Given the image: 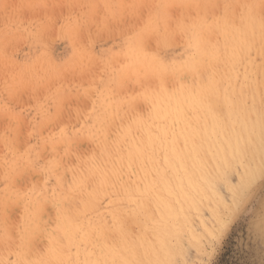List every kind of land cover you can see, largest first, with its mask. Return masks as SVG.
I'll return each mask as SVG.
<instances>
[{"label":"rangeland","instance_id":"rangeland-1","mask_svg":"<svg viewBox=\"0 0 264 264\" xmlns=\"http://www.w3.org/2000/svg\"><path fill=\"white\" fill-rule=\"evenodd\" d=\"M3 1H4V3H2ZM116 1L117 0H0V25H1L0 26V60H1L0 69L3 67L2 68L3 70H0V103H1L0 104V114L3 115V113H5L4 115H6L9 118L6 120L7 117L3 116L5 122H7V126L9 128L5 127L6 123L4 122L3 119H0V120H3V122L0 121V129L2 127V129L0 130V143H1V141H3V144H5V146L3 145L5 148H2V144H0V149H1L0 150V157L2 155L4 156L0 159V164L2 166V167L0 166V182H1L0 183V200L3 201V203H2V201H0V218L4 219L2 221V224H0V232H1L0 233V260H1L0 264H2V262H3V264H9V262H15L16 261V259H15L16 255L14 254V252H15L14 246H16L19 242L18 236L20 235V233L18 231L20 229L22 231L21 226H23V225H21V226H19V225L23 222L25 203L29 204L31 202L29 205H32L34 202L31 198L35 197V199L37 200V197H40L38 200V201H40L41 199L45 198L46 193H48V196L50 195L49 197L46 195V197L51 199L52 192H53L52 190L56 189V188H57V190L60 189V187H58L59 185L56 186L57 183H56V185L54 184V182L57 181V179H56V181H54L55 178L57 176H60V174L62 173V175L60 177H62V183H64L62 185H64L63 187H65V185H66L65 183L67 182L69 184L68 181H71L69 179L73 178V177H71L72 175H74L72 169H76L78 167V165H80L81 159H82V161L88 160V159H85L83 156H81V158L78 159V161H77V159L74 160L75 159L74 155H76L74 153H73L74 155L70 154V155H66V157H65L64 156L65 145L63 144L64 145V147H63V145H60V143H59V144H57L58 146L56 145V147H55L54 146V140L52 141L51 139H49L50 136H45V135H50L51 132H53V131L58 132L59 129H58L57 125H60L63 123H70V122H72V124H75V125L78 122L79 126L81 124H87L90 126L89 131H91L94 134H100V133L106 134L107 131L110 132V130H111L113 135L119 134L120 131H124L126 129L128 130L130 125L133 128L132 132H135V131L137 132L138 129H139L138 132L143 131V130H145V127H146V130L151 129V131L153 128H155V129H153V131H155V130L160 129L163 126L159 122V120L158 121L154 120V119L152 120L153 113H154L153 111H156L158 107L155 104H153L152 102H149V99L144 101L146 104L144 102L142 103L144 96H142V97L138 96V98L140 97V99L142 101L137 99L138 101H136V105H135L134 109H130L128 107L127 103H125L126 105H124V106L122 105L125 102L123 100H126L128 98V96L137 95L143 91V89L141 88L142 83H145V82L148 83L153 78V76H151V77L147 76V80H146L145 79L146 77H143V75L139 74V72H138V74H136V77H138V75H140V76L138 77L139 79H136V77H134L135 75H133V73H132V70L136 66L137 67L139 66V68H137V67L135 68L136 70L140 69L139 71H141V68L142 69L144 68L143 71L146 69L154 68L152 66L148 67L149 61L146 62V64L148 63V65L143 64L145 66L144 67L141 62L145 63L144 61H146V59H144L143 57H139V56L136 57L134 52H132L129 48V44H130V42H132V40H134V37H135L137 32H139L141 30H145L147 32H150L153 35V38H155V39L156 38L164 39L170 35L173 36V44H174V47H175L177 53L179 54V53L184 52V50L187 46V43H188V36L185 35L186 32H191L193 30L196 32L195 29H197V27H198V29H197L198 32H196V33H198L199 39L202 37L201 41H202V39H203V41H206V42L209 41L210 44L212 45V43H214L215 41H214V38L211 37V34H210V33H212L211 30L213 31V33H216L215 37L217 39L219 36L222 35V33H223L222 36H225V32H224L225 30H226V32L228 31V33H230L229 31L231 30L232 34L231 33L229 34V36H230L229 40L230 41L228 40L227 44H225L223 46H218L215 44H217L220 41L219 40L220 38L218 39L219 41L217 39H215L216 43H214V45L218 46V47H214V49L216 48L215 49L216 51L227 52L228 54H231V53L236 54V48L235 47H237V50H238L237 52L244 51V50L247 51L246 55H245V57L247 58L246 61L242 62L243 64L242 63H236L235 64L234 75H236L237 80L235 77L234 83L231 84V87H230L231 89H233V91H234V89H235V91L236 90L239 91L240 79H238V78L241 77V74L239 72L242 73L243 65L245 63L251 62L252 60H253L252 62H254V63L255 62L260 63V61H261L260 55L257 58L256 56H258V55H256V53H254V52L256 50H260V49H256L255 46L256 47L261 46V48H262V45L264 44V36H260L259 34H256V36L251 37L250 31L252 29H255V19H256V21L258 20L260 23H264V21H263L264 18H262V17H264V10H263L264 9L263 8L264 0H248V3L246 0H220V1L218 0L220 2V4L218 1H215V0H205V1L204 0H195V3H192V6H194V5L196 6V4H198V2L203 3L204 7H205V5H213V8L208 7L207 8L208 10L205 9L202 5V7H203L202 9L207 10V12L210 15L207 14L206 11L205 12L201 11L202 9L200 8L201 9L200 11H199V9H197V11L200 12V14L199 13L196 14L197 17L194 16L196 13V9L194 10V8H193V10L195 11V12L193 11L194 12L193 13L191 11L192 9H190V11L188 9L189 7L192 8V6H189V7L187 6L188 4H191L188 2H192V1L194 2V0H178V1L177 0H172V1L171 0H166V1L165 0H120V2H119V0L117 2ZM121 1H122V3L123 2H125V3L122 4ZM182 1L184 4L182 3ZM172 2H174V3L176 2L175 3L176 6H174L175 4L174 3L172 4ZM244 2H246L247 5ZM15 3H16V5H15ZM201 3H199V4H201ZM215 3H217V4H215ZM261 3H263V5H262L263 9H261V6H260ZM2 4H4V5H2ZM237 4H239V6H238L239 9L234 10L235 7L237 8ZM171 5H173V6H171ZM218 5H219V7H218ZM220 5H221V7H220ZM222 5L224 8L222 7ZM225 5H228V7L225 8ZM163 6H165V8ZM178 6L179 7L183 6L182 9L184 8V6L185 7L187 6L188 8L186 7L185 9H183V11L184 10L186 11V9H188L189 13H187L188 11H186V13H184L185 11L181 12L182 9L179 10L180 8ZM258 6H260V8H258ZM60 7H61V9H60ZM121 7H122V9H124V11L121 9ZM175 8H176V10H175ZM242 8H243V10H242ZM166 10H169V11H166ZM218 10H219V12H218ZM260 10H262L263 13H260ZM17 11H18V13H17ZM121 11H122V13H121ZM233 11L234 12L236 11L237 15L235 13L233 16V13H234ZM190 12H192V13H190ZM201 12H203L202 15H201ZM15 13H17V14H15ZM151 13H152V15H151ZM181 13L183 14L182 17L185 20L184 22H183V20H182V22L180 21L182 19ZM213 13H216V14H213ZM223 13H225L224 15H229V17L231 16V18H229L228 16H226L227 17L226 18L223 15ZM249 13L251 15H249ZM185 14H186V16L187 15L189 16V14H193L194 19L193 18L192 19L196 23L191 22L190 16L189 17L187 16V19H185ZM152 16H154L155 18L154 17L152 18ZM221 16H222V19H221ZM140 17H141V19H140ZM170 17H173L175 22L172 21L173 18H170ZM175 17L176 18L178 17V19H179V21L177 19L178 22L176 21ZM217 17H219V18H217ZM236 17H238V18H236ZM150 18H152V20H150V22L151 21L153 22L151 24H149V21H148ZM188 18H190V19H188ZM212 18L213 19L215 18L216 21L211 20ZM132 19H134V20H132ZM227 19H229V21ZM233 19H235V20H233ZM92 20H93V22H92ZM204 20H206V21L208 20L207 23H203V22L201 23L200 22V21H204ZM209 20H210V22L213 21V24L210 23ZM225 20L228 22H226ZM232 20L233 21L237 20V23L235 22V24H234V22ZM246 20H247V22H246ZM143 21H144V23H143ZM166 21H169V22L166 23ZM170 21L175 23V27H174V24L172 25V23ZM156 22H158L159 25H157ZM163 22H164V24H163ZM176 22H177V24H179L177 27H176ZM198 22H200L199 26H198V24H199ZM214 22H215V25H214ZM216 22H218V23H216ZM221 23H222V25H221ZM145 24H146V27H145ZM167 24L168 25L171 24V26H169V28L171 27L170 29H172V26L174 28H176V30L174 29V32H176V35H175V33L173 34V30H171L172 32L168 31V30L166 31V29L163 30L164 28H166ZM236 24H238L237 26H239V27H237ZM131 25H132V27H131ZM158 26L161 27L160 30L158 29ZM187 26H188V28H187ZM192 26H195L194 29L192 28ZM26 28H27V30H26ZM169 28L167 27V29H169ZM179 28H181V29L183 28L184 31L180 30ZM221 28H224V29H221ZM235 28H236V30H235ZM153 29L155 30V32ZM213 29L216 31H214ZM186 30H188V31H186ZM201 30H203L204 32L206 30V32H207L206 36L209 35L208 39L210 38L212 42L210 41V39L207 40V37L205 36L203 31L200 33ZM239 30H240V35H239ZM81 31H84V32H81ZM165 31H166V33H165ZM179 31L183 32L182 35ZM157 32H158L159 37L157 35ZM161 33H163L162 36H161ZM248 33H249V35H248ZM177 34L178 35L180 34L181 35V36L179 35L180 37H182V36L184 37V38L182 37V39L185 40V43H186L185 45H184V41H182V39ZM81 35H82V37H81ZM6 36H7V38H6ZM132 36H134V37L132 38ZM160 36H161V38H160ZM244 36H245L246 42L244 41ZM258 37H259V39H258ZM240 38H242V39H240ZM254 38H255V41H254ZM260 38L263 40L261 41ZM222 39H224V37H222L221 40ZM257 39L260 41L259 42L260 44L258 43ZM5 40H6V42H5ZM253 41L255 44L253 43ZM176 42H177V44H175ZM182 42H183V45H180V44H182ZM249 42L252 45V50H250L251 45L249 46V44H250ZM256 42H257V44H256ZM219 43L221 44V41ZM245 43H247V44L244 45ZM240 47L242 50L240 49ZM253 48H255L256 50L254 51ZM229 50H231L230 51L231 53L229 52ZM5 51H6V53H5ZM191 51L195 52L196 50L193 49ZM82 52L84 53L83 56H82ZM248 52L249 53L251 52L250 56H249ZM263 53H264V48H263ZM112 54H113V56H112ZM119 54H121V55H119ZM114 57H116L117 59L115 58V60H114L113 59ZM251 57H253V58L251 59ZM83 58H85V60H83ZM130 58H131V60H130ZM177 58L179 59V55L177 56ZM188 58H189L188 56L184 57L185 60H187ZM248 58H250V59H248ZM76 59H78L79 61ZM2 60H5V63ZM122 60H123V63H122ZM249 60H251V61H249ZM7 61H8V63H7ZM90 61H91V63H90ZM134 62H135V65H134ZM12 63H13V66H11ZM92 63H94V64H92ZM1 64H3V65H1ZM63 64H65V65H63ZM138 64H140V65H138ZM4 65H6L8 67V70H6L7 68ZM237 65H238V67H237ZM11 67L14 70L13 69L10 70ZM15 67H17V68L15 69ZM66 67H67V69H66ZM240 67H242V68L240 69ZM6 71L8 73L4 77V74L6 73ZM44 71H45V77H44ZM61 71L63 72V74L61 73ZM48 72L50 75L48 74ZM120 72L122 74L121 76H119ZM24 73H25V75H24ZM126 73H127L128 77H132L134 80L133 81L130 80L125 75ZM1 74L3 75L2 77H1ZM9 74H10V76H9ZM87 74H89V75H87ZM30 75H31V78H30ZM238 76H240V77H238ZM25 77L27 79L26 81H25ZM50 77L52 78V82L49 81L51 79ZM55 78L57 81L54 80ZM75 78H77V79H75ZM40 79H42V80H40ZM86 79H89V80L86 81ZM127 79H129V80L127 81ZM10 80H12V81H10ZM171 80H172V78L171 79L169 78V83H170L171 87H169L168 92H171L173 90V85H174L173 83L174 82H172ZM48 81H49V83L51 82L52 84H47L46 82H48ZM102 81L105 83H110L112 91L109 94L105 93L101 96V94L99 92V88L102 86L101 85ZM236 81H238V82H236ZM21 82L23 84L26 83V85L28 83L27 86H29L28 87L29 90L26 87H25L26 88L25 89L24 85ZM70 82H71V84H70ZM122 83H124L126 86L123 85ZM44 84H46L50 90L47 87H44ZM60 84L63 86H61ZM234 84H236V85L234 86ZM12 85H15L16 87H14ZM20 85L23 88V89L21 88L23 90L22 92L25 93L24 97H23L22 92L20 94V90H19L21 87ZM31 85H34L33 87H35V88H32V92H35L34 89H36V91L38 90L37 92H35V93H37V95H35L33 93L35 96H37V97L39 96L38 100L36 97H34V95L31 92V87H32ZM66 85H68V86L66 87ZM119 85H120V88H119ZM18 86H19V88H18ZM38 86H40V89H38L39 88ZM41 86L43 87V89ZM59 86H60V89H59ZM115 86H117V88H118V89L116 88V91H115ZM225 87H227V85H225V83H223V85L222 84L217 85V88L219 90H222ZM13 88H16V91H15V89L13 90ZM54 88H56V91H58V90L59 91L56 93ZM41 89H42V91H41ZM86 89H88L87 90L88 95L84 96L83 93L85 92ZM89 89L90 90L92 89L93 91L92 90L89 91ZM24 90L25 91L27 90L31 95H27L26 94L27 91L24 92ZM72 90L74 91V93L71 92ZM17 91H19V92H17ZM42 92H44V95L42 94ZM45 92L47 94H45ZM113 92H117V93H113ZM12 93L16 98L17 97H19V98L16 99L12 95ZM14 93H16V94H14ZM18 93L21 95L22 99H24L23 102L20 100V96ZM61 93H70L71 96L75 94V97L72 96L74 98H73V107H72L71 111L66 109L63 113H58V111H57L58 109L55 108L56 107L55 104L53 105L54 98H56L58 96V94H61ZM154 93H156V91ZM154 93H151V94L154 95ZM76 94L79 96L77 97ZM243 94H247V92L243 91ZM54 95H56V96H54ZM11 96H13L16 99V100H14L15 102L13 101V99H12L13 97H11ZM111 96H113V100H112ZM5 97L7 100H4ZM28 97H30V98H28ZM51 97H53V99ZM92 98H94V100ZM9 100H11V101H9ZM18 100H19V102H18ZM33 100H34V102H33ZM89 100H91L92 103H93V101H95V107H96L95 112H92L93 104L90 103V105H89ZM7 102H8V104H7ZM31 102H33V103H31ZM239 102L240 101L236 100L235 97H231L230 101H228V102L217 101V103L219 105V109H217V107L215 105L213 106V109H214V116L213 117H215V119H212V120H214L215 123L216 122L225 123L227 126L236 125V123H238L241 120L240 113L235 114L239 109V105L242 106L244 109L251 108L255 105V103L250 98H247L240 103ZM17 103H19L20 107H19V105H14ZM113 103H114V105H113ZM120 103L122 106L119 105ZM148 103L149 104L151 103L154 106V108L152 106H150L151 104L149 105ZM110 104H112L113 106ZM231 104H233V105H231ZM51 105H52V107H51ZM100 105L101 106L103 105V106L101 107ZM108 105H110L111 107L108 108ZM198 105L201 106L203 104L199 103ZM260 105L261 104H258V111H260ZM2 106H4V107H2ZM77 106L80 107L79 113H77L75 110ZM117 106L120 108L118 109ZM9 107H10V109H9ZM48 107H50V108H48ZM54 108L57 111V116L55 115V117H53L54 113L56 112L54 110ZM110 108L114 109L113 110V114H114L113 118L111 116L112 110ZM150 108H151V110H150ZM227 108H229V109L226 110ZM24 109H26V110H24ZM153 109H155V110H153ZM116 110L118 112H116ZM127 110L129 113H126V116L123 115L124 112H126ZM52 111H53V113H52ZM84 111H86V113H84ZM149 111L152 112V113L150 112L152 115V118L149 114ZM130 112H132V113L130 114ZM9 113L11 114L12 119L14 117L17 118V116H19V121L17 119V122H16V119H14L15 121L13 122V120H11V118H10V115L8 116ZM51 113H52V116H51ZM119 113H120V115H119ZM47 114L49 115L48 119H47L48 116H46V118H45V115H47ZM84 114H86L85 115L86 118H84V116H83ZM219 114H220V116H219ZM1 115H0V117H1ZM81 115L83 117V119H82L83 121L81 120V118H82ZM122 115L125 116L126 119L130 116V118H128L130 122L128 120L125 121V118ZM70 116H72V117H70ZM132 116H133V118H132ZM146 116L148 117V119H150L149 121H147L148 119L146 118ZM51 117L53 118L52 120L50 119ZM20 118L22 120H20ZM119 118L123 121V123ZM138 118H140V121ZM219 119H220V121H219ZM8 120H11V122ZM24 120H26V121H24ZM42 120H43V123H41V125H39V127L42 128L41 126H43L45 131H43V129H40V131H41V134H40L38 132V130H39L38 124ZM46 120L47 121L49 120V122L52 121V124L50 122L51 126ZM109 120H112L113 124H111L112 121L109 124ZM198 120H199V118H198ZM198 120H196V121H198ZM73 121L75 123H73ZM223 121H225V122H223ZM25 122H27V123L25 124ZM101 122L103 123V125L105 124L104 127H102ZM126 122H127V124H126ZM139 122H141V123H139ZM3 123H5V125ZM15 123H17V124L19 123V124L18 125L16 124L17 125L16 128L17 127L18 128H17V130L15 128L14 130H16V131L13 132V128L15 127V125H14ZM45 123L47 125V126L45 125L47 127L46 129H45L44 125H42ZM107 123L111 126V128H108L109 126ZM8 124L14 125V127L9 126ZM157 124L159 125V128H156ZM200 124H202V121L200 122ZM3 126H4V128H3ZM76 126L79 127L78 125H76ZM114 126H115V128H114ZM11 127H12V130L10 129ZM30 127H32V128H30ZM94 127H96V128H94ZM99 127L103 130H101ZM106 127L108 130L106 129ZM140 127H142V129ZM92 128H93V130H92ZM136 128H138V129L135 130ZM201 128L202 127H197V129H201ZM5 129L8 131L5 132L6 131ZM26 129H28V130L26 131ZM50 130H52V131H50ZM10 131L12 133H14L15 137L13 135L11 136ZM25 132H27L29 137ZM111 132L107 133V137L108 136L111 137ZM29 133H31V135ZM38 133L40 134V136L38 135ZM4 134H7V135H4ZM43 135H44V138L47 137L46 138L47 140H45L43 138ZM39 137H40V139L41 138L42 139L38 140ZM13 138H19V140L16 139V140H18V142H15L16 140L13 142V143H16L14 145H12L13 143H11V140ZM28 138H29V140H28L29 142L26 144L25 142H27ZM93 139L94 138H92V140ZM108 139H111V138H108ZM44 141L49 142L50 145L52 146V147H49L48 146L49 143L46 144L47 146L45 144L41 145L43 147L45 145L44 148L46 151L44 150V148H43L44 151H42L41 150L42 147L40 148V144H38V143H41ZM8 142H10V143H8ZM51 142L53 145L51 144ZM94 142L96 143L95 140L92 141V143H94ZM21 143L24 144L25 146L22 145ZM96 144L91 145V146L94 145L93 146L94 148H92L89 145V148H90L89 155L94 154ZM7 145L10 148H8ZM16 145H17L16 148L18 149V151H15ZM53 146L55 147L56 151L58 150V152L60 154H63V155H60V157L62 156L61 161H60V157H58L59 153H57L56 151H53L54 150V149H52ZM47 147L49 150L52 151V152L50 151L52 154L55 152L58 154V155L53 154V157L55 156L54 157L55 159H59V162L57 161L58 164L60 162H63L66 160V162H63V163L64 164L67 163V165L69 167L71 166L72 169L67 168L68 166L66 164L64 165L63 163H60V164H62V166L63 165L65 166V168L63 167V169L60 167V165L57 166L56 165L57 163L53 164L54 158H52V155H50V153L47 152V151H49L47 149ZM11 148L14 149V152H16V153H13V150ZM62 148H64V149H62ZM19 150H21V151H19ZM24 150H27V151L25 152ZM61 150L64 152H62ZM39 151H42L41 152L42 155L38 154ZM1 152H3V153H1ZM23 153H25L26 155ZM35 153H37V155ZM16 154L18 156H20V155L21 156L18 157ZM22 154H23V156H22ZM47 155L48 156L50 155L49 156L50 158H47L48 157ZM24 156H26V157H24ZM29 156H30V158H29ZM39 156H42L41 158H43V156H44V159H41L44 162V164H43V162H41ZM63 156H64L65 160H63ZM67 156H70V158L68 159ZM17 157L19 160L17 159ZM4 158H5V160H4ZM15 159H17V160H15ZM36 159H38L40 165L46 167V169H49V171L51 170L50 168H53L54 171L56 168V173L53 172V169H52V171H50L51 173L52 172L53 173L51 175V179L48 180L47 185L44 184V178H43L46 175V173L44 171H37V173H39L38 175H37V173L33 174V178L35 181V187H36L34 190H31L33 188L32 183H28L27 185H23V184L17 182V180H15V179H11V180H14V181H12L13 182V186H12V182H10L9 181L10 179H8V178H14L15 177L16 174L15 173H14L15 175L12 174L13 168L15 170L16 166L22 165V162H24V161L25 162L22 166H25L27 164V167L30 168L31 165L29 164V161L30 160H36ZM48 159L52 160L53 162H50ZM8 160H10V161H8ZM75 161H77V163ZM4 162L6 163V166H4V164H5ZM14 162H17V164L15 163L16 166L13 164ZM68 162H70V163H68ZM51 164L56 165V167L55 166H54L55 168L53 166L49 167ZM74 164L76 165L75 168H73ZM10 165L11 166L14 165L15 167L14 166L11 167ZM59 167L61 168L62 171H60ZM5 169L8 171V173H9V171H11L9 173V175L11 177H8L9 176L8 174H6V175L3 174V173L7 172ZM57 170H58V172H61V173L58 174ZM237 170L239 172L242 171V169L239 166H237ZM69 172H72V175H70L71 173L67 174ZM11 174L14 177H12ZM40 174L42 175V177H41L42 179L40 178ZM233 175L235 176V178H231L232 177V174H231L230 177L228 178V182L232 186L235 183L234 186L236 187L237 186L236 183L238 184V182H237L238 178L236 177V174H233ZM2 176L6 180L5 182L3 181L4 179H2L3 178ZM40 179H41V181H40ZM234 179L236 182L234 181ZM10 184H11L12 188H11V186H9ZM68 184H67V186H68ZM5 186L6 187L8 186V187L6 188ZM3 187L6 190V194H5V191L2 190ZM38 187H40V188H38ZM63 187L61 189H63ZM221 187H223V188H221ZM263 187H264V184L260 187V189H262ZM44 188H47V189L45 190ZM48 189H50L49 192H47ZM254 189L256 190L257 187L255 186ZM260 189L256 193L254 192L255 195H258L257 199L251 197V199H249L247 202L240 204V207H239V205L236 206V207H239L240 209L237 208V211L233 215L231 223L229 224L227 229L224 231L221 239L218 242H216L215 245L212 247H208L206 245V242L201 240V237L205 233V231H211V229H213L215 227V225L214 224L212 225V223H210V221H209V219H210L211 222L214 223V217L210 214L209 209L205 207L206 209L203 208L198 216L191 215V217L189 218V221L187 223V226L190 227V230L192 232V234H191L192 236L190 235V233H187L186 231H182V233H181V242L183 243L184 247L186 249H188L189 258L193 259V260H196V259L206 260V261H209V264H264V192L260 193L261 192ZM41 190L44 193H41L42 192ZM222 190L224 191L222 194L227 193L226 196L224 195L225 197L222 196V194H220L222 192ZM263 190H264V188H263ZM10 191H11V194H9ZM12 191L13 192L15 191L16 193L19 192V193H17L18 194L17 195L15 192L13 193ZM217 191H218V194L220 195L221 199L226 200L225 202L223 200L225 205H227L229 202L231 203V204L229 203V205L233 204V202L231 200L232 196L225 189L223 184L218 185ZM38 193L40 196L37 195ZM23 194H25L24 197L22 196ZM253 194H252V196H253ZM10 195H11V197H10ZM21 196H22V198H20ZM1 197H2V199H1ZM3 197H4V199H6L7 197L8 198L10 197L9 199H11L12 201L9 199H7L6 201L8 203V200H9V201H11V203L12 202L13 203L11 204L9 202L10 204L7 205L6 201L3 199ZM18 197L20 199H24V200L20 201ZM12 198H15L14 200H16V198H17L18 202L16 200V202H17L16 203ZM26 200L29 201V203ZM3 204H5V205H3ZM102 205H103L102 207L104 208L106 205V202H104ZM2 206H3V208H2ZM5 206H7V209H8L7 213H5ZM211 206H212V203L210 204V207ZM220 210L222 211L223 208L222 207L218 208L219 212H221ZM3 213H4V216L1 217L3 215ZM21 213H23V214H21ZM203 213H205V215L209 216V217H206ZM22 215H23V218L21 217ZM105 215H104V218H106L107 222L110 223L109 216L107 214H105ZM152 215L155 216V213H152ZM192 217L194 218V220L191 219ZM93 219H95V216H93ZM206 219H207V221H205ZM42 220H43V222L41 221L42 224L45 222L44 226L43 225L41 226L42 228L49 229L50 226L52 227L53 224H55V223H52V221L50 220L48 215H45L42 218ZM202 220L204 223L202 222ZM3 222H4V225H3ZM0 223H1V221H0ZM190 223H192L193 225H190ZM47 224H49L50 226ZM260 224H262L263 228L260 227ZM19 227H21V228H19ZM207 227H208V229L206 230ZM132 229L135 231H133ZM132 229L131 230H132L133 235L136 234V229L134 227ZM48 232L52 233L53 230L49 229ZM113 234H114L113 236H116L117 232L114 231ZM27 239H29V237ZM14 240H16V241L14 242ZM46 240H47V236H46V239L44 238L42 244H45ZM10 242L12 243V245H10L11 244ZM42 244L38 248H34V247L30 248L29 247L30 249H34V250L30 251V252H33V253H31V255L36 254V253L41 255L44 252L43 250L46 249V247H44V246L47 244V242L43 246H42ZM36 249H37V251H36ZM201 251L206 252V253H210V255L199 254ZM30 252H29V254H30ZM2 254L3 255L5 254L6 257L2 256ZM33 256H35V255L30 256V258ZM26 260H29V259H26ZM100 260H102V259H100ZM117 260H121V262H122L126 259H117Z\"/></svg>","mask_w":264,"mask_h":264},{"label":"bare ground","instance_id":"bare-ground-1","mask_svg":"<svg viewBox=\"0 0 264 264\" xmlns=\"http://www.w3.org/2000/svg\"><path fill=\"white\" fill-rule=\"evenodd\" d=\"M118 1V0H117ZM116 1V2H117ZM166 1V0H165ZM172 1V0H171ZM178 1V0H177ZM205 1V0H204ZM218 1V0H215ZM220 1V0H219ZM218 1V2H219ZM248 3V0H246ZM120 2V0H119ZM203 2V1H202ZM217 2V3H218ZM259 2V1H258ZM262 2V1H261ZM4 3V1L2 2ZM122 3V1H121ZM125 2H123L122 4H124ZM174 2H172L173 4ZM176 3V2H175ZM174 3V4H175ZM183 3V1H182ZM191 3V4H188ZM186 5L192 6V3L194 2H188ZM201 2H198V4H196V6H192L191 7H187L190 11V9H192L191 11L193 12L196 9V13L194 16H196V14H200V10L204 7L203 3L199 4ZM215 3V4H217ZM246 5L247 3L244 2ZM260 3V2H259ZM258 3V4H259ZM184 4V3H183ZM209 4V3H208ZM220 4V2H219ZM240 4V3H239ZM239 4H237V8L235 7L234 10L239 9ZM4 5V4H2ZM16 5V3H15ZM18 5V4H17ZM182 5V4H181ZM203 5V7H202ZM244 5V4H243ZM263 3H261V9L262 8ZM122 6V5H121ZM139 6V5H138ZM153 6V5H152ZM173 6V5H171ZM176 6V4L174 5ZM213 6V5H211ZM260 6H258V8H260ZM59 7V6H58ZM124 7V6H123ZM132 7V6H131ZM165 8V6H163ZM168 7V6H167ZM170 7V6H169ZM179 7V6H178ZM177 7V8H178ZM183 7V6H182ZM182 7L180 6L178 9L181 10ZM184 6L183 9L186 8ZM216 7V6H215ZM219 7V5H218ZM221 7V5H220ZM223 7V5H222ZM241 7V6H240ZM244 7V6H243ZM152 8V7H151ZM194 8V10H193ZM201 8V9H200ZM205 9H207L206 7H204ZM213 8V7H212ZM224 8V7H223ZM61 9V7H60ZM122 9V7H121ZM133 9V8H132ZM140 9V8H139ZM183 9L181 10V12H184ZM188 9H186V11H188ZM197 9H199V11H197ZM202 9L201 11L203 12H207V10ZM218 9V8H217ZM221 9V8H220ZM219 9V10H220ZM124 11V9H122ZM138 10V9H137ZM176 10V8H175ZM218 10V12H219ZM243 10V8H242ZM264 10V9H263ZM16 11V10H15ZM26 11V10H25ZM93 11V10H92ZM164 11V10H163ZM169 11V10H166ZM186 11L184 13H186ZM189 11L187 13H189ZM226 11V10H225ZM239 11V10H238ZM260 10V13H263V11ZM108 12V11H107ZM190 12V13H192ZM195 12V11H194ZM193 12V13H194ZM201 12V15L202 13ZM234 12V11H233ZM10 13V12H9ZM8 13V14H9ZM18 13V11H17ZM15 13V14H17ZM25 13V12H24ZM90 13V12H89ZM122 13V11H121ZM137 13V12H136ZM149 13V12H148ZM217 13V12H216ZM213 13V14H216ZM231 13V12H230ZM236 13V11L233 13ZM258 13V12H257ZM93 14V13H92ZM130 14V13H129ZM139 14V13H138ZM147 14V13H146ZM155 14V13H154ZM171 14V13H170ZM207 14H209L207 12ZM212 14V13H211ZM219 14V13H218ZM225 13H223L224 15ZM107 15V14H106ZM133 15V14H132ZM137 15V14H136ZM152 15V13H151ZM172 15V14H171ZM182 13H181V17H182ZM192 15V16H191ZM210 15V14H209ZM208 15V16H209ZM232 15V14H231ZM237 15V13H236ZM249 15H251L249 13ZM256 15V14H255ZM104 16V15H103ZM188 16V15H187ZM187 16L185 14V19H187ZM189 16L191 17V22H195L194 16L193 14H189ZM188 16V17H189ZM225 17L229 15H224ZM257 16V15H256ZM74 17V16H73ZM78 17V16H77ZM76 17V18H77ZM154 16H152L153 18ZM197 17V16H196ZM195 17V18H196ZM224 17V18H225ZM240 17V16H239ZM258 17V16H257ZM11 18V17H10ZM82 18V17H81ZM152 18H150L149 24L153 23L152 21L150 22V20H152ZM155 18V17H154ZM173 18V17H170ZM193 18V19H192ZM209 18V17H208ZM219 18V17H217ZM227 18V17H226ZM231 18V16L229 17ZM238 18V17H236ZM264 18V17H262ZM25 19V18H24ZM78 19V18H77ZM88 19V18H87ZM104 19V18H103ZM139 19V18H138ZM141 19V17H140ZM176 21L178 19V17L176 18ZM181 19V18H180ZM190 19V18H188ZM222 19V16H221ZM28 20V19H27ZM95 20V19H94ZM134 20V19H132ZM172 20V19H171ZM185 21L182 17V19L180 20L181 22ZM211 20H215L216 19L212 18ZM229 21V19H227ZM235 20V19H233ZM232 20V21H233ZM89 21V20H88ZM97 21V20H96ZM123 21V20H122ZM174 18H173V20ZM179 21V19H178ZM177 21V22H178ZM208 21V20H207ZM213 21L209 22L213 24ZM226 21V20H225ZM226 21V22H228ZM264 21V20H263ZM78 22V21H77ZM82 22V21H81ZM93 22V20H92ZM98 22V21H97ZM110 22V21H109ZM115 22V21H114ZM136 22V21H135ZM169 21H166V23ZM171 22V21H170ZM176 22V27L179 25ZM202 23V21H200ZM200 22H198V26L200 25ZM208 22V23H209ZM219 22V21H218ZM216 22V23H218ZM234 24L236 21H233ZM247 22V20H246ZM33 23V22H32ZM68 23V22H67ZM134 23V22H133ZM144 23V21H143ZM157 25H159L158 22H156ZM172 25L174 24L175 27V23L171 22ZM186 23V22H185ZM196 23V22H195ZM23 24V23H22ZM25 24V23H24ZM147 24V23H146ZM145 24V27H146ZM164 24V22H163ZM169 24V23H168ZM166 25V28H164L163 30L166 29V31H171L173 30V34L176 32H174V29L176 30V28H174L172 26V29L169 28L170 25ZM228 24V23H227ZM232 24V23H231ZM100 25V24H99ZM215 25V22H214ZM222 25V23H221ZM238 24H236L237 26ZM1 26V25H0ZM128 26V25H127ZM247 26V25H246ZM132 27V25H131ZM144 27V26H143ZM148 27V26H147ZM167 27L170 29H167ZM191 27V26H190ZM203 27V26H202ZM222 27V26H221ZM239 27V26H237ZM76 28V27H75ZM87 28V27H86ZM85 28V29H86ZM89 28V27H88ZM188 28V26H187ZM186 28V29H187ZM204 28V27H203ZM208 28V27H207ZM95 29V28H94ZM132 29V28H131ZM144 29V28H143ZM158 29L160 30L161 27L158 26ZM157 29V30H158ZM180 30H183V28H179ZM185 29V28H184ZM198 29V27H197ZM196 30V32H198ZM224 29V28H221ZM226 29V28H225ZM229 29V28H228ZM27 30V28H26ZM89 30V29H88ZM92 30V29H91ZM154 30V29H153ZM152 30V31H153ZM207 30V29H206ZM201 30L200 33L203 31L205 36L207 34V32ZM214 30V29H213ZM236 30V28H235ZM135 31V30H134ZM165 31V33H166ZM184 31V30H183ZM188 31V30H186ZM216 31V30H214ZM84 32V31H81ZM155 32V30H154ZM160 32V31H159ZM172 32V31H171ZM170 32V33H171ZM182 35V31H179ZM211 32L213 33V31L211 30ZM225 32V36H219L218 39L221 41V44L219 43L220 41L215 37L216 33H210L211 37L214 38V43H216L217 39L219 42V44H215L218 46H223L225 44H227L230 36L229 34L232 32L231 30L229 31L230 33H228V31ZM169 33V32H168ZM185 33V32H184ZM163 33H161L162 36ZM198 34V33H197ZM203 34V33H202ZM201 34V35H202ZM232 34V33H231ZM256 34H259L260 36H264V23H260L258 20L256 21L255 19V29H252L250 31V36H256ZM72 35V34H71ZM83 35V34H82ZM81 35V37H82ZM158 35V32H157ZM168 35V34H167ZM178 35V34H177ZM180 35V34H179ZM178 35V36H179ZM180 35V36H181ZM186 35V33H185ZM214 35V36H213ZM234 35V34H233ZM239 35H240V30H239ZM245 35V34H244ZM249 35V33H248ZM160 36V38H161ZM179 36V37H180ZM204 36V35H203ZM209 36V35H208ZM207 37V40L208 39ZM232 36V35H231ZM84 37V36H83ZM134 36H132L133 38ZM159 37V35H158ZM177 37V36H176ZM183 37V36H182ZM182 37H180L182 39ZM224 37V39L221 40V38ZM233 37V36H232ZM235 37V36H234ZM241 37V36H240ZM7 38V36H6ZM135 38V37H134ZM175 38V37H174ZM184 38V37H183ZM202 38V37H201ZM200 38V45H199V51H195V55L193 57H189L187 59L188 61V65L182 70L179 71L177 73H175L174 75L170 76V79L172 78V82H174V87L173 90L171 92L168 93H161L159 91H156V93H154V95H152L151 93L144 99L143 101L140 99V97L138 98V100L142 101V103L145 100L149 99V102H152L153 104H155L158 108L156 111H153V118L151 115V111H149V114L152 118V120H159V122L163 125L160 129L152 131L150 130H145L143 131H139L138 128H136L135 130L138 129V131L136 132H131V134H128L127 129L124 131H120L119 134H112L111 130V137H107V127H106V134H94L92 136V138H94L92 141H96V143H92V144H96L95 146V150H94V159H88L86 161H80V165H78V169L76 168V174H79V171L81 169L89 172L92 176V179H90L86 185L85 188H83L82 190L72 194V198L69 199L68 201H66L65 203V207L67 208V216H68V220H66L65 222H63L59 228H57L56 223L53 224V226L50 227L49 229H52L53 232L51 233V235L54 237L53 243L50 245L49 244V240L47 237V244L45 242L44 247H46L45 250H43L44 252L39 255L37 254H32L35 255L33 257L30 258L31 253L30 252L34 249H30L29 248V244H28V237L31 234L33 225L29 222H27L25 220V218H23V215L21 216L23 218V224L21 223L19 226L22 227V231L21 229L18 231L20 233L19 237V242L15 247V252L14 254L16 255L15 259L16 261H25L26 259L29 260H47L50 262V264H58V261L60 260H65V259H70L72 261H75L77 259L79 260H84V259H102V261H106L107 264H158V262H162L165 259H167L169 252L174 248L176 242H177V237H176V233L179 231L180 233H182V231H186L187 233H190V235L192 234L190 227L187 226V223L189 221V218L191 217V215H196L198 216L201 212V210L203 208H208L210 214L215 218V216L218 214V208H223V206L225 205V201L223 202V200L221 199L220 195L218 194L217 191V187L220 184H223L225 189L230 193V195L232 196L231 200L233 202V195L234 193H239L241 190V186L242 184L246 181L247 177L249 176L250 173H252L253 171L258 172L261 165H262V155H261V151H260V132H261V121H260V111H258V104H261V97L264 96V53H263V46L262 48L261 46L256 47V49H260V50H256L254 49V53H256L257 58L260 55L261 61L260 63H254L249 62V63H245L243 65V69H242V73L239 72L241 74V77L238 78L240 79V87H239V91L234 89H231V84L234 83V79L236 77V75H234V69H235V64L236 63H242L246 61V52L247 51H239L237 52V47L236 48V54H232L229 50V52L231 54H228L227 52H221V51H216L214 49V47H218L215 46L214 43H212V45L210 44L209 41H201ZM204 38V37H203ZM239 38V37H238ZM249 38V37H248ZM4 39V38H3ZM155 39V38H154ZM236 39V38H235ZM242 39V38H240ZM259 39V37H258ZM257 39V40H258ZM261 39V38H260ZM180 40V39H179ZM205 40V39H204ZM213 40V39H212ZM249 40V39H248ZM251 40V39H250ZM263 39H261L262 41ZM133 41V40H132ZM182 41H184V45L185 40L182 39ZM211 41V39H210ZM230 41V40H229ZM234 41V40H233ZM244 41L245 40V36H244ZM255 41V38H254ZM253 41V43H254ZM6 42V40H5ZM212 42V41H211ZM260 41L258 40V43ZM250 43V42H249ZM177 44V42L175 43ZM242 44V43H241ZM247 43H245L244 45H246ZM255 44V43H254ZM257 44V42H256ZM260 44V43H259ZM183 45V42L182 44ZM251 45V43L249 44V46ZM179 46V45H178ZM254 46V45H253ZM128 47V46H127ZM126 47V48H127ZM211 47V48H210ZM213 47V48H212ZM226 48V47H225ZM251 48V49H250ZM250 50H252V45L250 46ZM214 49V50H213ZM241 49V47H240ZM193 50V49H192ZM233 50V49H232ZM242 50V49H241ZM83 51V50H82ZM259 51V52H258ZM90 52V51H89ZM252 52V51H251ZM251 52L249 54H251ZM6 53V51H5ZM253 53V52H252ZM78 54V53H77ZM128 54V53H127ZM135 54V53H134ZM84 55V53L82 52V56ZM121 55V54H119ZM136 55V54H135ZM93 56V55H92ZM113 56V54H112ZM254 56V55H253ZM91 57V56H90ZM125 57V56H124ZM136 57H138L136 55ZM116 57H114L113 59L115 60ZM119 58V57H118ZM187 58V57H186ZM253 57H251L252 59ZM255 58V57H254ZM259 58V59H260ZM96 59V58H95ZM117 59V58H116ZM126 59V58H125ZM250 59V58H248ZM78 60V59H76ZM83 60H85V58H83ZM113 60V61H114ZM124 60V59H123ZM122 60V63H123ZM128 60V59H127ZM131 60V58H130ZM5 63V60H2ZM79 61V60H78ZM125 61V60H124ZM141 61V60H140ZM144 61V60H143ZM257 61V60H256ZM83 62V61H82ZM87 62V61H86ZM112 62V61H111ZM110 62V63H111ZM117 62V61H116ZM145 63L141 62L142 65H148V63L146 64L147 60L144 61ZM1 63V60H0ZM3 63V64H4ZM8 63V61H7ZM73 63V62H72ZM91 63V61H90ZM129 63V62H128ZM1 64V65H3ZM79 64V63H78ZM94 64V63H92ZM243 64V63H242ZM65 65V64H63ZM69 65V64H68ZM101 65V64H100ZM107 65V64H106ZM135 65V62H134ZM137 65V64H136ZM140 65V64H138ZM241 65V64H240ZM6 66V65H4ZM13 66V63L12 65ZM37 66V65H36ZM113 66V65H112ZM133 66V65H132ZM144 66V65H143ZM151 66L150 63L148 65V67ZM137 67V66H136ZM135 67V68H136ZM141 67V66H140ZM145 67V66H144ZM238 67V65H237ZM3 68V67H2ZM0 70H3V69ZM6 70H8V67L6 66ZM17 67H15L16 69ZM111 68V67H110ZM132 68V67H131ZM134 68V67H133ZM132 70L133 75H135L134 77H136V74H142L143 77H146L145 79L147 80V76L151 77L154 75L156 69L154 68H150V69H146L143 71V69L141 68V71L136 70V69ZM139 68V66L137 67ZM242 67H240L241 69ZM13 69L12 67L10 68V70ZM67 69V67H66ZM14 70V69H13ZM58 70V69H57ZM239 70V69H238ZM131 71V70H130ZM241 71V70H240ZM4 72V71H3ZM12 72V71H11ZM72 72V71H71ZM77 72V71H76ZM8 72L6 71L5 75ZM10 73V72H9ZM13 73V72H12ZM30 73V72H29ZM61 73L63 74V72L61 71ZM86 73V72H85ZM89 73V72H88ZM98 73V72H97ZM129 73V72H128ZM236 73V72H235ZM15 74V73H14ZM31 74V73H30ZM37 74V73H36ZM41 74V73H40ZM49 74V72H48ZM65 74V73H64ZM111 74V73H110ZM130 74V73H129ZM25 75V73H24ZM42 75V74H41ZM50 75V74H49ZM89 75V74H87ZM98 75V74H97ZM121 72L120 75L121 76ZM127 76V73L125 74ZM132 75V74H131ZM3 75L1 74V77ZM10 76V74H9ZM79 76V75H78ZM85 76V75H84ZM118 76V77H119ZM140 75H138L139 77ZM7 77V76H6ZM19 77V76H18ZM44 77H45V71H44ZM96 77V76H95ZM117 77V78H118ZM128 77V76H127ZM138 77H136V79H139ZM31 78V75H30ZM51 78V77H50ZM87 78V77H86ZM101 78V77H100ZM104 78V77H103ZM130 80H134L132 77H128ZM132 78V79H131ZM15 79V78H14ZM44 79V78H43ZM77 79V78H75ZM126 79V78H125ZM127 79V81L129 80ZM17 80V79H16ZM26 77H25V81H26ZM42 80V79H40ZM46 80V79H45ZM56 80V78L54 79ZM61 80V79H60ZM89 79H86V81H88ZM145 80V81H146ZM237 80V77H236ZM12 81V80H10ZM23 81V80H22ZM52 82V78L49 80ZM46 82L47 84H52L51 82L49 83ZM57 81V80H56ZM62 81V80H61ZM65 81V80H64ZM111 81V80H110ZM125 81V80H124ZM123 81V82H124ZM131 81V82H132ZM140 81V80H139ZM149 81V80H148ZM8 82V81H7ZM38 82V81H37ZM43 82V81H42ZM60 82V81H59ZM238 82V81H236ZM22 83V82H21ZM41 83V82H40ZM45 83V82H44ZM55 83V82H54ZM53 83V84H54ZM73 83V82H72ZM89 83V82H88ZM146 83V82H145ZM225 83V85H227V87L223 88L222 90H219L217 88V85ZM23 84V83H22ZM56 84V83H55ZM58 84V83H57ZM62 84V83H61ZM60 84V85H61ZM67 84V83H66ZM71 84V82H70ZM86 84V83H85ZM91 84V83H90ZM123 85H125L124 83H122ZM121 84V85H122ZM237 84V83H236ZM234 84V86L236 85ZM24 88L26 87L28 89L29 86L28 83L26 85V83L23 84ZM26 85V86H25ZM39 85V84H38ZM42 85V84H41ZM14 87H16L15 85H12ZM21 86V85H20ZM31 92H32V88L34 85H31ZM53 86V85H52ZM55 86V85H54ZM63 86V85H61ZM68 85H66L67 87ZM85 86V85H84ZM126 86V85H125ZM182 86V87H181ZM40 89V86H38ZM42 87V86H41ZM44 87H47L46 84H44ZM57 87V86H56ZM171 87V86H170ZM216 88L218 89L217 92V101H222V102H228L230 101L231 97H235L236 100H239L240 102H242L243 100L250 98L255 105L251 108H246L244 109L242 106L239 105V109L235 114H239L240 113V118L241 120L236 123V125H231V126H227L225 123H220V122H216L212 119H215L214 116V109L213 107H208V105L206 103H204L203 101V96L206 94V90L209 88ZM231 89H229V88ZM11 88V87H10ZM19 88V86H18ZM22 86L20 87V94L23 91ZM25 88V89H26ZM48 88V87H47ZM52 88V87H51ZM117 86H115V91H116ZM120 88V85H119ZM16 88H13V90ZM43 89V87H42ZM41 89V91H42ZM49 89V88H48ZM60 89V86H59ZM118 89V88H117ZM263 89V90H262ZM18 90V89H17ZM29 90V89H28ZM35 92L36 89H34ZM45 90V89H44ZM43 90V91H44ZM50 90V89H49ZM48 90V91H49ZM52 90V89H51ZM54 90L56 91V88H54ZM65 90V89H64ZM88 90V89H86ZM92 90V89H91ZM89 89V91H91ZM137 90V89H136ZM27 91V90H26ZM24 90V92H26ZM59 91V90H58ZM56 91V93L58 92ZM93 91V90H92ZM96 91V90H95ZM132 91V90H131ZM243 91H246L247 94H243ZM19 92V91H17ZM32 92V94L34 93L35 95H37V93ZM47 92V91H46ZM45 92V94H47ZM72 93H74V91H71ZM80 92V91H79ZM127 92V91H126ZM23 93V92H22ZM27 91V95H31L30 93ZM85 93V92H84ZM83 93V94H84ZM91 93V92H90ZM113 93H117V92H113ZM3 94V93H2ZM16 94V93H14ZM19 94V93H18ZM20 96V100L23 102L24 99H22L21 95ZM33 94V95H34ZM42 94L44 95V92H42ZM109 94V93H107ZM5 95V94H4ZM13 95V93H12ZM25 93H23V97H24ZM37 98V100L39 99L37 96H35ZM42 95V96H43ZM88 95V94H87ZM92 95V94H91ZM118 95V94H117ZM3 96V95H2ZM14 96V95H13ZM11 96V97H13ZM49 96V95H48ZM47 96V97H48ZM56 96V95H54ZM53 96V97H54ZM75 97V94L72 95ZM76 96L78 97L79 95L76 94ZM99 96V95H98ZM102 96V95H101ZM15 97V96H14ZM12 98L13 101L16 100L19 97H15ZM53 97H51L53 99ZM72 97V98H74ZM95 97V96H94ZM110 97V96H109ZM108 97V98H109ZM129 97V96H128ZM142 97V96H141ZM27 98V97H26ZM30 98V97H28ZM98 98V97H97ZM101 98V97H100ZM107 98V99H108ZM112 100H113V96H111ZM110 98V99H111ZM117 98V97H116ZM153 98V99H152ZM33 99V98H32ZM42 99V98H41ZM40 99V100H41ZM91 99V98H90ZM94 100V98H92ZM109 99V100H110ZM126 99V98H125ZM4 100H7L6 97ZM36 100V101H37ZM44 100V99H43ZM127 100V99H126ZM123 100V101H126ZM137 100V101H138ZM11 101V100H9ZM26 101V100H25ZM88 101V100H87ZM122 101V102H123ZM15 102V101H14ZM19 102V100H18ZM34 102V100H33ZM31 102V103H33ZM54 102V101H53ZM107 102V101H106ZM111 102V101H110ZM239 102V103H240ZM12 103V102H11ZM37 103V102H36ZM49 103V102H48ZM91 100H89V105H90ZM112 103V102H111ZM126 102H124L122 105H126ZM145 103V102H144ZM203 104V105H198V104ZM1 104V103H0ZM8 104V102H7ZM93 104V103H92ZM146 104V103H145ZM149 104V103H148ZM151 104V103H150ZM149 104V105H150ZM14 105H19V103L14 104ZM22 105V104H21ZM32 105V104H31ZM54 105V103H53ZM112 105V104H110ZM110 105H108V108L111 107ZM114 105V103H113ZM112 105V106H113ZM121 105V103L119 104ZM121 105V106H122ZM148 105V106H149ZM233 105V104H231ZM23 106V105H22ZM45 106V105H44ZM43 106V107H44ZM101 106V105H100ZM103 106V105H102ZM101 106V107H102ZM144 106V105H143ZM147 106V105H146ZM150 106H152L154 108V106L151 104ZM4 107V106H2ZM18 107V106H17ZM20 107V105H19ZM52 107V105H51ZM89 107V106H88ZM100 107V108H101ZM118 107V106H117ZM129 107V106H128ZM127 107V108H128ZM50 108V107H48ZM57 108V107H55ZM54 108V110H55ZM96 108V107H95ZM106 108V107H105ZM107 108V109H108ZM120 107H118L119 109ZM122 108V107H121ZM234 108V107H233ZM10 109V107H9ZM32 109V108H31ZM88 109V108H87ZM111 109V108H110ZM129 109V108H128ZM219 109V108H218ZM222 109V108H221ZM229 108H227L226 110H228ZM26 110V109H24ZM111 116L113 118L114 114H113V108L111 109ZM149 110V109H148ZM151 110V108H150ZM155 110V109H153ZM56 111V110H55ZM58 111V110H57ZM57 111L54 113L57 116ZM96 111V110H95ZM130 111V110H129ZM137 111V110H136ZM145 111V110H144ZM23 112V111H22ZM50 112V111H49ZM91 112V111H90ZM89 112V113H90ZM109 112V111H108ZM116 112H118L116 110ZM151 112V113H150ZM8 113V112H7ZM6 113V114H7ZM40 113V112H39ZM53 113V111H52ZM51 113V116H52ZM84 113H86V111H84ZM105 113V112H104ZM126 113H129L128 110L126 112H124L123 115L126 116ZM132 112H130L131 114ZM148 113V112H147ZM5 113H3V115H1L0 119L4 120L3 116ZM22 114V113H21ZM38 114V113H37ZM70 114V113H69ZM76 114V113H75ZM117 114V113H116ZM137 114V113H136ZM145 114V113H144ZM148 114V115H149ZM10 115L11 118V114L9 113L8 116ZM71 115V114H70ZM86 114H84V118ZM89 115V114H88ZM87 115V116H88ZM101 115V114H100ZM99 115V116H100ZM105 115V114H104ZM118 115V114H117ZM120 115V113H119ZM122 115V116H123ZM128 115V114H127ZM43 116V115H42ZM47 117V119L49 118V115H45V118ZM78 116V115H77ZM125 116H123L125 118ZM134 116V115H133ZM132 116V118H133ZM220 116V114H219ZM218 116V117H219ZM7 117V116H6ZM14 117V116H13ZM44 117V116H43ZM72 117V116H70ZM82 117V115H81ZM90 117V116H89ZM88 117V118H89ZM119 117V116H118ZM117 117V118H118ZM122 117V118H123ZM223 117V116H222ZM37 118V117H36ZM108 118V117H107ZM115 118V117H114ZM130 118V116L128 117ZM125 118V121L129 119ZM146 118L148 119V117L146 116ZM199 118V120H198ZM211 118V119H210ZM220 118V117H219ZM9 119L8 117L6 118V120ZM14 119H17L19 121V116L14 117L13 119L11 118V120H13V122L15 121ZM27 119V118H26ZM51 120L53 119L52 117L50 118ZM83 119V117L81 118V120ZM111 119V118H110ZM120 119V118H119ZM140 121V118H138ZM145 119V118H144ZM217 119V118H216ZM3 120H0L1 122H3ZM11 120H8L11 122ZM20 120H22L20 118ZM37 120V119H36ZM94 120V119H93ZM121 120V119H120ZM150 119H148L147 121H149ZM198 120V121H196ZM225 120V119H224ZM237 120V119H236ZM26 121V120H24ZM47 121V120H46ZM45 121V122H46ZM83 121V120H82ZM108 121V120H107ZM112 120H109V124ZM116 121V120H115ZM122 121V120H121ZM120 121V122H121ZM202 121V124H200V122ZM220 121V119H219ZM5 122V120H4ZM49 124L52 121L49 122V120L47 121ZM88 122V121H87ZM103 122V121H102ZM101 122V123H102ZM130 122V121H129ZM128 122V123H129ZM135 122V121H134ZM204 122V123H203ZM225 122V121H223ZM5 127L7 126V122ZM5 123H3L5 125ZM27 122H25L26 124ZM31 123V122H30ZM41 123H43V120L38 124V132L41 134L40 129H43V126H41L42 128L39 127V125H41ZM47 123V124H48ZM72 124V122H70ZM73 123H75L73 121ZM85 123V122H84ZM100 123V124H101ZM105 123V122H104ZM123 123V121H122ZM125 123V122H124ZM141 123V122H139ZM159 123V124H160ZM2 124V123H1ZM15 123V127L14 125H9V126H13V132L17 130L16 126L19 124ZM50 124V126H51ZM108 124V123H107ZM108 124V128H111V126ZM113 124V121L112 123ZM120 124V123H119ZM127 124V122H126ZM145 124V123H144ZM233 124V123H232ZM44 125L45 129L47 128L46 123L42 124ZM46 125V126H45ZM78 122H77V124ZM97 125V124H96ZM102 127H104L103 123L101 124ZM121 125V124H120ZM149 125V124H148ZM158 125V124H157ZM156 128H159V125ZM54 126V125H53ZM100 126V125H99ZM124 126V125H123ZM146 126V125H145ZM197 127H202L201 129H197ZM4 128V126H3ZM9 128V127H8ZM16 128V130H14ZM29 128V127H28ZM32 128V127H30ZM51 128V127H50ZM96 128V127H94ZM100 128V127H99ZM115 128V126H114ZM123 128V127H122ZM132 128V127H131ZM142 129V127H140ZM2 129V127H1ZM0 129V130H1ZM7 129V128H6ZM5 129V130H6ZM12 130V127L10 128ZM9 129V130H10ZM101 129V128H100ZM105 129V128H104ZM4 130V131H5ZM28 129H26L27 131ZM53 130V129H52ZM50 130V131H52ZM55 130V129H54ZM93 130V128H92ZM99 130V129H98ZM103 130V129H101ZM113 130V129H112ZM133 130V128H132ZM8 130H6L5 132H7ZM49 131V132H50ZM4 132V133H5ZM11 132V131H10ZM98 132V131H97ZM104 132V131H103ZM27 134V132H25ZM38 133V135L40 136V134ZM45 133V132H44ZM47 133V132H46ZM52 133V132H51ZM11 136H14V133H10ZM31 135V133H29ZM48 134V133H47ZM7 135V134H4ZM28 135V134H27ZM26 136V135H25ZM24 136V137H25ZM42 136V135H41ZM45 136H50V135H45ZM15 137V136H14ZM29 137V135H28ZM5 138V137H4ZM11 138V137H10ZM44 138V135H43ZM47 138V137H46ZM46 138H44L45 140H47ZM111 138V139H108ZM14 139V140H13ZM11 140V143H13L16 139L19 140V138H13ZM40 139V137L38 138V140ZM42 139V138H41ZM40 139V140H41ZM18 140H16L15 142H18ZM29 138L27 139V142H25L26 144L29 142L28 141ZM53 141V139H51ZM5 142V141H4ZM6 143V142H5ZM10 143V142H8ZM38 143V142H37ZM49 142H41L38 143L40 144V148L42 151L45 150V145L48 144ZM135 143L136 145L142 146L145 148V155H144V163L143 165H141L140 163H134L133 164V171L136 173V176H134L132 179H134L136 181V184H132L130 185L133 190H135V188L138 186L140 189H143L146 185L150 186L151 191L148 195V197L145 200V204L147 207H151V212L149 215H144L143 213H141L140 215L136 216V217H132L131 215H126L123 217L122 220H118L116 222H113V218L112 216L106 211V208L108 207H113L114 205H109L108 200L110 198V194L112 193L113 189L109 186V184L111 183V173L112 170L114 168H118L121 169L122 171L125 172V176L124 179L125 181L128 180V176H127V160H128V150L129 147ZM2 144V148H5V144H3V141H1ZM16 143H13L12 145H14ZM22 144V143H21ZM44 145L41 146V145ZM52 144V142H51ZM59 144L58 142L56 144H54V146L56 147V145ZM91 144V145H92ZM4 145V146H3ZM24 145V144H22ZM21 145V146H22ZM53 145V144H52ZM60 145H63L60 143ZM90 145V146H91ZM93 145V146H94ZM118 145V147H117ZM25 146V145H24ZM47 146V145H46ZM49 147H52L49 143L48 145ZM53 146L52 149L55 150V147ZM58 146V145H57ZM93 146H91L92 148H94ZM8 147V145H7ZM13 147V146H12ZM17 147V145L15 146V148ZM64 147V145H63ZM10 148V147H8ZM14 148V147H13ZM44 148V150H43ZM59 148V147H58ZM12 149V148H11ZM20 149V148H19ZM25 149V148H24ZM27 149V148H26ZM48 149V147H47ZM61 149V148H60ZM64 149V148H62ZM1 150V149H0ZM13 153L14 152V149ZM49 150V149H48ZM15 151H18V149L16 148ZM21 151V150H19ZM25 152L27 150H24ZM42 151H39L38 154L42 155ZM46 151V150H45ZM51 150L47 151L50 153V155L53 154H57L59 153L58 150L55 153H51ZM60 151V150H59ZM62 151V150H61ZM134 151V149H133ZM8 152V151H7ZM64 152V151H62ZM61 152V153H62ZM3 153V152H1ZM21 153V152H20ZM48 153V154H49ZM12 154V153H11ZM25 154V153H23ZM22 154V156H23ZM37 155V153H35ZM46 154V153H45ZM75 154V153H74ZM73 154V155H74ZM7 155V154H6ZM13 155V154H12ZM17 155V154H16ZM26 155V154H25ZM49 155V156H50ZM58 155V154H57ZM60 154L58 155V157H60ZM18 156V155H17ZM21 156V155H20ZM18 156V157H20ZM45 156V155H44ZM40 157L41 159H44ZM48 156V155H47ZM46 156V157H47ZM47 158H50V157ZM64 156L66 157V154L64 152ZM63 156V160L64 159ZM4 157L3 155L0 157V159ZM17 157V159H18ZM26 157V156H24ZM45 157V158H46ZM57 157V158H58ZM62 157V156H61ZM61 157H60V161H61ZM68 159L70 158V156H67ZM77 156L74 155V160H76ZM30 158V156H29ZM51 158V159H52ZM11 159V158H10ZM15 159V160H17ZM67 159V160H68ZM5 160V158H4ZM19 160V159H18ZM50 162H53L52 160L48 159ZM56 160V161H55ZM10 161V160H8ZM45 161V160H44ZM59 159H55L54 158V163L57 166L60 165V167L63 169V167L65 168V164L67 165V163H63L66 162H60L63 163L64 165L62 166V164H58ZM78 161V159H77ZM77 161H75L77 163ZM25 162V161H24ZM24 162H22V165L24 164ZM41 162H43L41 160ZM3 163V162H2ZM5 163V162H4ZM17 162H14L13 164L16 166ZM47 163V162H46ZM70 163V162H68ZM75 163V164H76ZM44 164V162H43ZM50 164V163H49ZM51 164L49 167L51 166H55ZM74 164L73 168L76 167V165ZM12 165V166H14ZM20 165V166H22ZM29 165V164H28ZM1 166V164H0ZM4 166H6V163L4 164ZM11 166V165H10ZM9 166V167H10ZM11 166V167H12ZM14 166V167H15ZM27 166V164L25 165ZM68 166V165H67ZM66 166V167H67ZM237 166H239L242 171H238L237 170ZM2 167V166H1ZM17 167L13 168V172L12 174L15 175L17 172ZM54 167V168H55ZM59 167L60 171L61 168ZM5 168V167H4ZM3 168V169H4ZM7 168V167H6ZM46 168V167H44ZM67 168H71L72 167L68 166ZM66 168V169H67ZM52 171L53 168H50ZM6 170V169H5ZM49 170V169H48ZM65 170V169H64ZM7 171V170H6ZM67 171V170H66ZM11 171H9L10 173ZM53 172L56 173V168L55 171L53 169ZM52 172V173H53ZM8 171L6 173L3 174H8ZM15 173V174H14ZM37 173V172H35ZM57 173L60 174L61 172ZM71 173V174H70ZM74 173V172H73ZM11 174V175H12ZM34 174V173H33ZM39 173H37L38 175ZM44 174V173H43ZM67 174L72 175V172H69ZM232 174L231 178H235V176L233 174H236L237 182L236 183V187H234L232 185H230V183L228 182V178L230 177V175ZM12 175V177H14ZM62 175V173L60 174V176ZM4 176V175H3ZM2 176V177H3ZM74 175H72L71 177H73ZM234 176V177H233ZM8 177H11L10 175ZM39 177V176H38ZM42 177V175L40 174V178ZM45 177V176H44ZM43 177V178H44ZM70 177V176H69ZM54 178V177H53ZM217 178H219L217 180ZM4 179V177L2 178ZM10 179L9 181L12 182L14 180V178H8ZM42 179V178H41ZM40 179V181H41ZM51 179V178H50ZM57 177L55 178L54 181H56ZM71 181H68L69 184L72 183L73 178L69 179ZM107 180V182H105ZM233 180V179H232ZM4 182L6 181L5 179L3 180ZM53 181V182H54ZM235 181V179H234ZM231 182V181H230ZM236 182V181H235ZM1 183V182H0ZM57 181L54 182V184L56 185ZM45 184V183H44ZM43 184V185H44ZM64 184V183H62ZM65 187H63V189H61L60 185L58 186V183L56 186L60 187L59 190L56 191L57 192H61L67 191V182L65 183ZM68 184V185H69ZM264 184V182H261L259 180L256 181V183L254 184V186L249 190V192L247 193V195L238 203L239 207L240 204H243L244 202H247L249 199H251V197L257 199L258 195H255V193L260 189V187ZM49 185V184H48ZM11 186V184L9 185ZM12 186H13V182H12ZM11 186V188H12ZM64 186V185H63ZM222 186V185H221ZM255 186L257 187V189L255 190ZM6 187V186H5ZM8 187V186H7ZM6 187V188H7ZM30 187V186H29ZM36 188V187H35ZM34 188V189H35ZM40 188V187H38ZM223 188V187H221ZM264 188V187H263ZM260 189V193L264 192V190ZM45 190L47 188H44ZM219 189V188H218ZM2 190L5 191L6 194V190L3 187ZM50 189H48L47 192H49ZM224 190V189H223ZM222 190V192L220 194H222L224 191ZM30 191V190H29ZM42 191V190H41ZM53 191V190H52ZM221 191V190H220ZM219 191V192H220ZM226 191V192H227ZM13 192V191H12ZM15 192V191H14ZM13 192V193H14ZM25 192V191H24ZM117 192L119 195H123V192L117 188ZM255 192V193H254ZM12 193V194H13ZM16 193V192H15ZM19 193V192H17ZM16 193V194H17ZM41 193H44L43 191ZM53 193V192H52ZM254 193V194H253ZM11 194V191L10 193ZM33 194V193H32ZM253 194V196H252ZM4 195V194H3ZM18 195V194H17ZM25 194H23L22 196L24 197ZM39 195V193L37 194ZM46 195L48 196V193H46ZM45 195V196H46ZM226 196L227 193L222 194V196ZM6 196V195H5ZM22 196L20 198H22ZM35 196V195H34ZM40 196V195H39ZM50 196V195H49ZM48 196V197H49ZM224 196V197H225ZM11 197V195H10ZM9 197V198H10ZM8 197L6 199H3L6 201L7 199H9ZM19 198V197H18ZM19 200L23 201L24 199H20ZM34 198V199H33ZM31 198L33 200V202H37L39 200L40 197H37V200L35 199V197ZM43 198V197H42ZM2 199V197H1ZM13 200L15 198H12ZM44 199V198H43ZM41 199V200H43ZM227 199V198H226ZM11 200V199H9ZM8 200V203L6 201V204H10L11 201ZM17 202L18 199L16 198ZM16 200H14L16 202ZM29 200V199H28ZM40 200V201H41ZM50 200V199H49ZM2 201V200H0ZM4 201V202H5ZM19 201V202H20ZM27 201V200H26ZM25 201V202H26ZM228 201V200H227ZM10 202V203H9ZM16 202V203H17ZM29 203V201H27ZM106 202L105 207H102V204ZM3 203V201H2ZM13 203V202H12ZM11 203V204H12ZM21 203V202H20ZM19 203V204H20ZM31 203V202H30ZM29 203V204H30ZM33 203V204H34ZM212 203V206L210 207V204ZM227 203V202H226ZM230 203V202H229ZM229 203L227 205H229ZM22 204V203H21ZM26 204V203H25ZM231 204V203H230ZM5 205V204H3ZM237 205V206H238ZM25 206V205H24ZM132 207H135V205H132ZM237 207V208H239ZM3 208V206H2ZM205 208V209H206ZM240 209V208H239ZM3 210V209H2ZM23 211V210H22ZM221 211V210H220ZM3 212V211H2ZM152 213H155V216L152 215ZM23 214V213H21ZM107 214L110 218V223H108V227L105 228V230L103 231V233H97L95 231H91L89 228V225L92 224H96L98 222V220L100 219V217H104V215ZM205 215V213H203ZM207 214V213H206ZM235 214V213H234ZM203 215V216H204ZM4 216V213L1 217ZM93 216H95V219H93ZM106 216V215H105ZM206 216V215H205ZM209 217V216H206ZM236 217V216H235ZM192 220H194V218H191ZM209 219V218H208ZM4 219L0 218V221L2 224V221ZM22 220V219H21ZM43 222V220H41ZM207 221V219L205 220ZM210 223H212V225L214 224L213 222H211V220L209 219ZM213 221V220H212ZM19 222V221H18ZM17 222V223H18ZM44 226V223L42 224ZM203 222V220H202ZM54 223V222H52ZM204 223V222H203ZM202 223V224H203ZM4 225V222H3ZM18 225V224H17ZM16 225V226H17ZM190 225H193L192 223H190ZM207 225V224H206ZM215 225V224H214ZM46 226V225H45ZM4 227V226H3ZM19 227V228H21ZM136 229V234L133 235L132 233V228ZM260 227L263 228L262 224H260ZM18 228V229H19ZM48 229V230H49ZM132 229V230H131ZM208 229V227L206 228V230ZM200 230V229H199ZM212 230V229H211ZM114 231L117 232L116 236H113ZM135 231V230H133ZM1 233V232H0ZM17 235V234H16ZM202 235V234H201ZM45 235V239H46ZM192 236V235H191ZM202 240V239H201ZM16 240H14L15 242ZM11 243V242H10ZM12 245V243L10 244ZM3 246V245H2ZM40 246V245H39ZM41 246V247H42ZM7 247V246H6ZM12 247V246H11ZM5 248V247H4ZM8 248V247H7ZM3 249V248H2ZM1 249V250H2ZM44 249V248H43ZM6 251V250H5ZM37 251V249H36ZM39 251V250H38ZM41 251V250H40ZM30 252V254H29ZM13 253V252H12ZM41 253V252H40ZM29 254V255H28ZM13 255V254H12ZM2 256L6 257L5 254ZM9 256V255H8ZM29 256V257H28ZM9 259V258H8ZM117 259H126L124 261L121 262V260H117ZM3 260V259H2ZM1 261V260H0ZM14 261V260H13ZM1 263V262H0ZM3 264V262H2Z\"/></svg>","mask_w":264,"mask_h":264},{"label":"snow or ice","instance_id":"snow-or-ice-1","mask_svg":"<svg viewBox=\"0 0 264 264\" xmlns=\"http://www.w3.org/2000/svg\"><path fill=\"white\" fill-rule=\"evenodd\" d=\"M205 7H213L211 5H205ZM228 5H225L227 8ZM207 23L206 20L202 21ZM182 27V26H181ZM195 26H192L194 29ZM188 36L187 46L182 53H177L174 44L173 36H168L164 39L156 38L154 40L153 35L150 32L141 30L136 33L135 38L129 44V48L137 56L143 57L152 67L156 69L153 78L148 83H142L141 88L143 91L137 95H132L127 98L125 101L130 109H134L138 96H144L145 98L151 92L159 91L161 93H167L169 91L170 76L175 73L182 71L187 65L188 61L184 59L185 56L193 57L195 55L192 49L199 51L200 39L198 34L193 30L191 32H186ZM179 55V59L177 56ZM101 87L99 92L101 95L105 93H110L112 91L110 83L101 82ZM174 87V85H173ZM182 87V86H181ZM217 92L216 88H209L206 90V94L203 96V101L208 105V107H213L214 105L219 108L217 103ZM84 96H87V90H85ZM54 104L58 109V113H63L66 109L71 111L73 107V98L70 93H61L54 98ZM76 112H80V107H76ZM92 112H95V101H93ZM260 121H261V132H260V151L262 155V161H264V96L261 97L260 105ZM59 131H53L50 134L49 139L54 140L55 143H62L65 145V154L70 155L75 153L77 159H80L83 156L85 159H94L93 155H89L90 148L89 145L92 143V136L94 133L89 131L90 126L87 124H81L77 127L75 124L63 123L57 125ZM128 134H131L132 128L131 125L128 128ZM118 147V145H117ZM134 149V151H133ZM145 148L133 143L128 150V160H127V176L128 180L125 181L124 176L125 172L121 169L114 168L111 173V183L109 186L113 189L108 200L109 205H114L113 207L106 208V211L112 216L113 222L122 220L124 216L131 215L136 217L143 213L144 215H149L151 209L146 206L145 200L148 197L151 188L146 185L143 189H140L138 186L133 190L130 186L136 184V181L132 179L136 176V173L133 171V164L144 163ZM29 164L31 167L19 166L14 177L17 182L27 185L32 183L34 190L35 181L33 178V173L37 171H44L46 173L44 177V183L47 185L48 180L51 178L52 173L44 168V166L39 164L38 159L30 160ZM74 172L73 181L68 185L67 191L57 192L56 189H53L52 197L49 200L48 197L42 201H37L32 205L25 204L24 206V218L27 222L33 225L31 234L28 239V244L30 248H38L39 245L43 243L45 235H47L49 244L53 243L54 237L48 232L47 228L41 227V220L45 215H48L50 220L56 223L57 228L68 220L67 208L65 207L66 201L72 198V194L82 190L86 187L88 181L92 179V176L89 172L81 169L79 174L76 173V169H72ZM219 178H217L218 180ZM259 180L264 182V162L258 172L253 171L249 174L246 181L242 184L241 190L239 193H234L233 195V204L224 205L223 210L219 212L214 218L215 227L211 231H205L201 239L206 242L208 247H212L218 242L224 231L227 229L229 224L232 221L234 213L237 211L238 203L247 195L249 190L254 186L256 181ZM107 182V180L105 181ZM57 183L62 188V177L57 176ZM119 188L123 195H119L117 192ZM135 205V207H132ZM103 206V205H102ZM8 209L5 206V213ZM108 227L107 219L100 217L98 222L94 225L90 224L89 228L91 231H95L98 234L103 233L105 228ZM177 242L174 248L169 252L167 259L158 264H209V261L206 260H193L189 258L188 249H186L181 242V233L178 231L176 233ZM202 255H210V253L200 252ZM9 264H50L47 260H25L9 262ZM58 264H107L106 261L99 259H84V260H75L70 259L60 260Z\"/></svg>","mask_w":264,"mask_h":264}]
</instances>
